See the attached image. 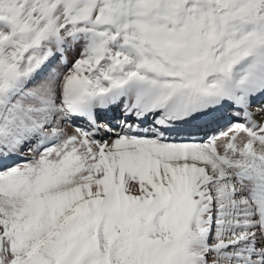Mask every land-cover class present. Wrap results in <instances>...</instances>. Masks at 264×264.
Instances as JSON below:
<instances>
[{
  "label": "snow or ice",
  "instance_id": "obj_1",
  "mask_svg": "<svg viewBox=\"0 0 264 264\" xmlns=\"http://www.w3.org/2000/svg\"><path fill=\"white\" fill-rule=\"evenodd\" d=\"M0 264H264V0H0Z\"/></svg>",
  "mask_w": 264,
  "mask_h": 264
},
{
  "label": "rangeland",
  "instance_id": "obj_2",
  "mask_svg": "<svg viewBox=\"0 0 264 264\" xmlns=\"http://www.w3.org/2000/svg\"><path fill=\"white\" fill-rule=\"evenodd\" d=\"M71 59H72V58H70V61H71ZM257 103L260 104L259 101H258ZM257 103H256V105H257ZM256 105H255V106H256ZM223 115H226V114H223ZM112 116H113V115H112ZM221 120H222V119H221ZM227 120H228V121H227ZM227 120H226L225 122L219 123V126L216 128V130L219 131V130H222V129L226 128L227 125H228V123L230 122V121H229V117L227 118ZM220 125H221V126H220ZM65 127H66V129H67L68 131H71V128H72L71 125H65Z\"/></svg>",
  "mask_w": 264,
  "mask_h": 264
},
{
  "label": "bare ground",
  "instance_id": "obj_3",
  "mask_svg": "<svg viewBox=\"0 0 264 264\" xmlns=\"http://www.w3.org/2000/svg\"><path fill=\"white\" fill-rule=\"evenodd\" d=\"M72 58L71 56L69 57V59ZM260 104L257 103V105L255 107H259ZM113 114H109V117L112 116ZM228 116L227 115H223L222 120L220 119L219 123L225 122L227 120ZM228 121V120H227ZM221 126V125H220Z\"/></svg>",
  "mask_w": 264,
  "mask_h": 264
}]
</instances>
